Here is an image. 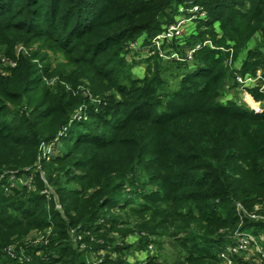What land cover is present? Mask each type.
Segmentation results:
<instances>
[{
  "label": "trees",
  "instance_id": "trees-1",
  "mask_svg": "<svg viewBox=\"0 0 264 264\" xmlns=\"http://www.w3.org/2000/svg\"><path fill=\"white\" fill-rule=\"evenodd\" d=\"M188 3L208 13L199 26L201 41L207 34L219 44L234 41L233 58L240 57L238 51L245 54L241 73L260 71L264 78V39L248 46L257 31L264 36V0H0V44L42 45L21 55L9 75L0 73V174H5L0 179V264H85L71 230L89 227L109 234L131 226V217L140 220L137 231L146 234L137 243L141 250L163 244L157 239H173L181 264L216 260L214 249L237 232L264 228L248 214L264 202V105L257 113L220 101L230 52L199 51L201 64L166 99L159 92L160 64L156 73L151 65L143 80L115 75L127 41L143 32L155 36ZM49 49L66 59L56 68L58 77L75 86L78 79L89 81L91 95L76 90L75 97L65 84L44 82L50 68L38 61L48 60ZM100 86L116 91L121 100L104 97L93 106ZM250 91L256 100L264 99V92ZM81 107H87V119H73ZM43 146L55 150L51 161L40 160ZM39 161L63 212L41 193ZM11 173L35 174L36 189L12 186ZM146 178L152 190L140 184ZM84 181L81 188L70 186ZM118 209L133 214L123 218ZM33 230L51 234L45 244L26 248L31 261L7 257L6 246ZM133 247L116 250L125 255ZM105 262L127 264L111 256ZM146 264L161 263L151 257Z\"/></svg>",
  "mask_w": 264,
  "mask_h": 264
},
{
  "label": "rangeland",
  "instance_id": "rangeland-1",
  "mask_svg": "<svg viewBox=\"0 0 264 264\" xmlns=\"http://www.w3.org/2000/svg\"><path fill=\"white\" fill-rule=\"evenodd\" d=\"M195 7H202L198 4L188 3V5H180L178 7V14L176 15V19L172 23H164L162 24V30L161 32L156 33L155 36H151L148 32L139 33L136 35L137 37L133 38L132 40H129L126 42L123 51L120 54L121 63L119 70L115 73L116 77L123 78L125 77H133L137 78L139 80H143L146 75L149 74L151 69L156 73L157 71V64H160L162 66V80L163 83L159 85V92L162 97L165 98L166 95H169L171 92L176 91L180 88V82L187 74H191L196 69L197 65H200L201 61L197 58L198 52L209 48L210 50L218 53V52H224L228 53L230 52V58H226L224 60V68L227 70V77L224 81V89H223V95L220 98V101L229 102L233 101L236 102L242 106L248 107V108H259L262 110V105H264V99L262 101L256 100L255 97L251 94L252 91L257 89L258 91L264 92L262 90L264 81L259 82L258 86L255 88H241L238 83V75L239 77L243 76L240 69H237L236 66L239 65L238 59L233 58L234 51L236 50V43L232 40L224 39L226 41L223 44H219L215 42V39H213L209 34L206 35L205 39L203 41L199 38V33L202 30L200 24L204 23L201 20L198 22L191 20L193 15L199 16V12L197 13H191L192 9ZM207 13V11L205 10ZM208 16V13H207ZM181 24V27H183L180 36L165 39L161 36H164V33L167 31L166 28L169 27L172 24ZM214 30L216 33V39L221 40L223 37V33L220 27V22H217L214 24ZM213 30V29H212ZM137 34V33H136ZM264 39L263 33L257 31V33L251 38L249 41L248 46H251V48L257 47V45ZM208 44L204 46V43ZM46 43H44L45 45ZM227 45V46H225ZM42 45L32 43L28 46H25L24 43H19L14 46L2 43L0 44V73L4 75H9L17 66L18 60L21 55H28L31 52L36 53L38 49L41 48ZM198 46H202L200 49L196 50L193 54V59L189 60L190 62H179L176 59H172L173 54H178L180 59H186L190 52L194 50L195 48H198ZM47 55L49 56L48 60L38 61V65L43 68H50V78L47 76L44 77V82L48 86H56L57 83H61L65 88L68 90H72L73 95L76 97L78 90L81 91L82 94L85 96L91 95L90 93V87H89V81L85 79H78L77 82H80L79 85L75 84H68L64 83L61 78L58 77V69L61 63H64L66 59L61 53H54L52 50L46 51ZM244 52L238 51V56H241ZM199 58H201L199 56ZM180 64V65H179ZM152 65V68L150 69ZM56 68H58L56 70ZM62 68V65H61ZM114 75V76H115ZM246 75V74H245ZM253 75V74H252ZM161 80V79H160ZM76 89H73L74 87ZM103 86H100L98 90L96 89L97 94L100 95L96 96V98L91 99L93 106H98V104L103 102L104 97H107L109 101L115 100L120 101L121 96L116 91H103ZM260 106V107H259ZM87 110V107H81L78 109V111L75 113L81 120V119H87V115L84 113ZM82 115V116H81ZM74 118V116H73ZM75 119V118H74ZM95 130L102 131V127H94ZM42 155L40 157L41 159H46L47 161H51V157L55 154V150L52 146H46L42 147ZM53 158V157H52ZM42 164L37 163V169L35 172H38L40 175V182L42 184H45V189L41 191V193L46 194L47 201L51 198L56 202V208L63 212L62 206L59 203L58 193L55 191V187L51 185L46 176L45 173L41 169ZM37 173V175H38ZM81 174V173H80ZM7 175V174H6ZM10 178L8 179L9 183H11L12 186L16 188H23L25 186L32 187L34 189V183H35V174H23L22 176L17 175L16 173L9 174ZM246 175H244L245 177ZM5 174H0V179L4 178ZM88 181H84L81 183H72L70 186H74L75 188H81L82 185L86 184ZM140 184H143V182H146V190H152L154 187V184L149 182V179H142L140 181ZM33 184V185H32ZM143 187V185H141ZM36 189V188H35ZM34 189V190H35ZM9 194H14V191H12L9 188H6L5 190ZM143 200V199H142ZM240 210H243V207L238 204L237 205ZM133 207V206H132ZM113 212V211H112ZM118 214H121V216L124 218L123 215L131 216L133 212H130L128 210L121 211L120 209L116 210ZM126 212V214L124 213ZM249 217L252 220H255L260 223H264V202L262 203H255L254 204V211L252 213H248ZM127 219V218H126ZM134 218L131 217L128 219L131 226H120L119 229H116L112 231L109 234H105V231L98 230L97 232L90 231L89 233L84 234L81 232L80 227L73 228V230L81 235L83 237V241L89 248H94L96 250L104 249L106 247L109 249L113 254H116L118 258L125 261L127 264H144L146 260L149 259L148 254L150 253V245L153 246V250L155 251L152 257H156L158 259V263L161 264H181L184 261V258L179 255L180 249L175 243V240L170 238H160L157 239L161 241L163 244L153 245L149 244L146 249L141 250L140 245L137 244L142 237H146L145 233H139L137 231V225L139 224V219L133 220ZM102 222V221H101ZM247 235L250 236V238L255 239L257 242V246L263 248L264 252V228L263 227H255L251 228L245 231ZM51 234V231H41V230H33L29 234L22 236L21 238H15L10 245L6 246L4 249V253L7 257L16 260L20 263L30 262L32 256L27 254V249L29 246H36L38 247L39 244H45L47 242L48 236ZM100 234V236H98ZM102 235L106 236V240L103 238ZM158 238V237H157ZM33 244V245H31ZM73 244L75 245L76 249L83 253L84 262L87 263L88 260H90V255L87 254L86 251L81 250L78 246H76L75 241H73ZM125 244H131L134 245L133 249L130 250V252L126 253L125 255L121 252L117 251L116 248L123 247ZM226 244H231L230 241ZM220 246V245H219ZM257 246H252L246 248L247 250L243 251L240 256L237 257L238 260L236 262L238 264H264L261 259V255L258 252ZM12 247L14 249V252H16V255L14 257L9 256V248ZM222 247V245L220 246ZM219 247V248H220ZM219 248L214 249L213 251L216 254L217 259L216 260H205L203 263L200 264H224L223 261H221L218 256L220 253ZM119 252V253H118ZM147 255V256H146ZM180 256L183 258H180ZM147 262V261H146ZM106 264V262L104 263Z\"/></svg>",
  "mask_w": 264,
  "mask_h": 264
},
{
  "label": "built area",
  "instance_id": "built-area-1",
  "mask_svg": "<svg viewBox=\"0 0 264 264\" xmlns=\"http://www.w3.org/2000/svg\"><path fill=\"white\" fill-rule=\"evenodd\" d=\"M192 14L193 13H197L199 12V16L197 15H193L192 18H190L191 20H194L196 22H198L199 20L204 21L208 19L207 13L205 12V10L203 9V7H195L194 9L191 10ZM183 27H181V24H172L169 27L166 28V32L164 33V36H161L165 39H169V38H174L180 36L181 31H182ZM208 44L204 43V46H206ZM202 46H198V48H195L194 50H192L189 54V56L186 59H180V57L178 56V54H173L172 59H176L179 62H190L189 60L193 59V54L195 53L196 50L200 49ZM236 77H238V83L240 85L241 88H255L258 86L259 82L264 81V78L262 77L261 72H257L256 75H252V74H246L243 75L241 77H239L238 75H236ZM262 90H264V85ZM262 92V91H261ZM252 110L256 111L257 113H262V110L259 108H251ZM82 116V115H81ZM75 119H80L77 115H74ZM73 118V119H74ZM89 227H86L84 230H81L80 233H89L90 232ZM71 234L73 236V241H75L76 246H78L81 250H84L87 252V254L90 255V260L87 261L86 264H104L106 259L111 256L112 259L114 261L118 260V257L116 254H113L109 249L107 248H102L100 250H96L95 248H89V246H87L85 244V242L83 241V237L79 234H77L73 229L71 230ZM231 244H225L222 247L219 248L220 253L218 258L224 262V264H238L236 262L237 257L241 255V253L245 250H247L246 248L248 247H252V246H257V242L255 241V239L250 238L249 235H247L245 233V231H239L237 232L234 237L230 240ZM150 253L148 254L149 258H151L154 254V248L152 245H150ZM258 252L261 255V257H263V259H261V261L264 263V252H263V248H261L260 246L258 247ZM16 255V252H14V249L12 247L9 248V256L14 257ZM147 261V260H146ZM146 261H144L146 264Z\"/></svg>",
  "mask_w": 264,
  "mask_h": 264
},
{
  "label": "crops",
  "instance_id": "crops-1",
  "mask_svg": "<svg viewBox=\"0 0 264 264\" xmlns=\"http://www.w3.org/2000/svg\"><path fill=\"white\" fill-rule=\"evenodd\" d=\"M244 59H245V54H242V55L239 57V59H238L239 65L236 66L237 69H240V68H241V65H242ZM259 107H260V106H259ZM146 256H147V255H146Z\"/></svg>",
  "mask_w": 264,
  "mask_h": 264
}]
</instances>
